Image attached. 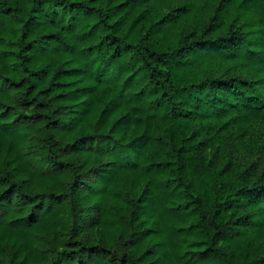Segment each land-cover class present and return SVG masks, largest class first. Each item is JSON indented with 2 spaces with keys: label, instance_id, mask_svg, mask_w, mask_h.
Returning a JSON list of instances; mask_svg holds the SVG:
<instances>
[{
  "label": "trees",
  "instance_id": "obj_1",
  "mask_svg": "<svg viewBox=\"0 0 264 264\" xmlns=\"http://www.w3.org/2000/svg\"><path fill=\"white\" fill-rule=\"evenodd\" d=\"M0 264H264V0H0Z\"/></svg>",
  "mask_w": 264,
  "mask_h": 264
}]
</instances>
